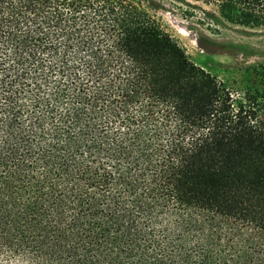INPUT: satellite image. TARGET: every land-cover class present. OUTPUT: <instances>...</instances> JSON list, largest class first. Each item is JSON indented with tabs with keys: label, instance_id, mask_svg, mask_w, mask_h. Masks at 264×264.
Instances as JSON below:
<instances>
[{
	"label": "trees",
	"instance_id": "16d2710c",
	"mask_svg": "<svg viewBox=\"0 0 264 264\" xmlns=\"http://www.w3.org/2000/svg\"><path fill=\"white\" fill-rule=\"evenodd\" d=\"M259 69L234 92L129 0H0V264H264Z\"/></svg>",
	"mask_w": 264,
	"mask_h": 264
},
{
	"label": "rangeland",
	"instance_id": "374dc122",
	"mask_svg": "<svg viewBox=\"0 0 264 264\" xmlns=\"http://www.w3.org/2000/svg\"><path fill=\"white\" fill-rule=\"evenodd\" d=\"M156 19L188 59L234 92L260 88L264 29L224 21L217 10L192 0H129Z\"/></svg>",
	"mask_w": 264,
	"mask_h": 264
}]
</instances>
